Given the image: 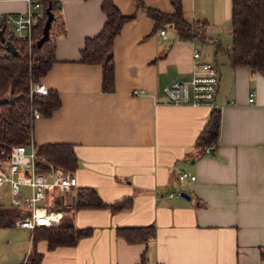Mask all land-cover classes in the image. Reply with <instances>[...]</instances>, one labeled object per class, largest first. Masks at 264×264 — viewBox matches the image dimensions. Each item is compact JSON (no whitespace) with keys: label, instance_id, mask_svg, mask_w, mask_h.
Masks as SVG:
<instances>
[{"label":"crops","instance_id":"crops-1","mask_svg":"<svg viewBox=\"0 0 264 264\" xmlns=\"http://www.w3.org/2000/svg\"><path fill=\"white\" fill-rule=\"evenodd\" d=\"M58 1L65 31L54 35L57 60L41 82L59 92L61 106L34 119L32 137L37 145H74L78 185L65 199L62 222L93 232L49 249L46 239L33 244L31 229L0 226V264H23L34 249L41 264H264V75L231 63L232 0H181L187 20L204 23L205 36H195L194 43L182 40L172 25L157 28L146 10L171 13V0H113L135 16L114 41L112 91L102 88L101 64L81 61L86 39L105 24L103 0ZM27 9L26 0H0V14ZM194 45L217 62L221 75L214 152L197 146L212 108L176 105L165 94L192 76ZM180 170L196 178L181 179ZM86 186L107 203L132 197V206L76 209L72 199ZM144 225L156 229L147 243L117 234L119 227ZM3 240L11 246L6 260Z\"/></svg>","mask_w":264,"mask_h":264},{"label":"trees","instance_id":"trees-1","mask_svg":"<svg viewBox=\"0 0 264 264\" xmlns=\"http://www.w3.org/2000/svg\"><path fill=\"white\" fill-rule=\"evenodd\" d=\"M45 17L38 21L34 32V43L12 38L17 54L7 50L6 44L0 41V147L12 144L28 143L33 135L35 110L41 115L50 116L61 106L60 94L50 88L47 94L32 92V85L40 82L57 60L54 54L56 41L54 35L64 32L62 6L58 0H42ZM174 11L162 12L153 7H146L148 14L155 20L156 27L169 24L176 28L182 40H190L200 33L196 22L188 21L183 13L181 0H171ZM102 10L106 21L101 31L88 37L81 50V61L102 65V88L112 91L115 88V61L113 46L116 36L123 25L135 14L126 15L113 0H103ZM48 11L53 20L50 38L41 47L38 39L48 18ZM59 25L57 27V23ZM204 26V23L201 22ZM232 46L228 49L233 66H248L251 70L264 75V0H232ZM221 110L212 108L208 122L197 139V146L202 149L215 146L219 139ZM40 154H44L56 164L73 171L78 166V157L74 145L67 142H46L38 145ZM133 198L125 197L113 203L105 202L93 187H79L72 199V206L82 208H110L113 211L132 206ZM56 205L67 208L65 199L58 196ZM17 214L0 210V226L14 225ZM92 228H77L71 223L40 226L33 230V244L40 239L48 241L49 249L60 245H72L79 239L90 236ZM117 234L129 242L147 243L156 234L154 225L136 227H119ZM42 254L36 249L29 255L25 264H41ZM144 259V256H143Z\"/></svg>","mask_w":264,"mask_h":264},{"label":"built area","instance_id":"built-area-1","mask_svg":"<svg viewBox=\"0 0 264 264\" xmlns=\"http://www.w3.org/2000/svg\"><path fill=\"white\" fill-rule=\"evenodd\" d=\"M25 12L0 14V31L11 37L34 43V32L38 21L45 17L42 0H26ZM198 27L203 26L197 23ZM163 38L166 30L161 29ZM195 38H192L194 43ZM0 41L1 35H0ZM220 70L217 62L205 58L199 47L193 48L192 76L174 82L165 89L173 104L216 107V96L220 84ZM44 83L35 82L32 92L47 94ZM255 100V91L250 92L249 101ZM41 115L35 110V118ZM181 179L196 176L190 171L180 170ZM78 185L75 172L56 164L38 151V145L30 138L28 143L0 147V208L18 209L14 224L34 230L40 226L59 225L64 217L63 208L56 205L58 196L71 197ZM172 195V194H171ZM25 264V263H23Z\"/></svg>","mask_w":264,"mask_h":264},{"label":"water","instance_id":"water-1","mask_svg":"<svg viewBox=\"0 0 264 264\" xmlns=\"http://www.w3.org/2000/svg\"><path fill=\"white\" fill-rule=\"evenodd\" d=\"M52 20H53V15H52V13H50L48 11V18L46 20V23H45V26L43 29V35L37 41L38 47H41L46 41L49 40ZM0 35H1V40L6 43L7 50L9 52H11L12 54H17L16 46H15L14 42L12 41L11 37L6 38V36L4 35V32L2 30L0 31ZM210 151L214 152V149L211 148ZM180 194H181V196L186 197L188 199L191 198V196L187 192L182 191ZM73 199H74V197H73Z\"/></svg>","mask_w":264,"mask_h":264},{"label":"rangeland","instance_id":"rangeland-1","mask_svg":"<svg viewBox=\"0 0 264 264\" xmlns=\"http://www.w3.org/2000/svg\"><path fill=\"white\" fill-rule=\"evenodd\" d=\"M58 25H59V22L57 23V27H58ZM199 28H200V30H199L200 33H198L197 37H199V38H204V36H205V35H204V32H203V31H204V30H203L204 28H203V26H201V27H199ZM230 40H231V37H230V36L227 37V41H226V39L224 40V43H223V44H224V48H225L226 46H228V45H227L228 43L230 44V42H231ZM4 43H5V42H4ZM5 44H6V43H5ZM224 52H225V51H224ZM221 58H222V57L220 56V57H219V60H220ZM68 210H72V209H68ZM28 232H30V231L28 230ZM2 244H3V246H2V247H3V248H2V251H3V252H2V253H3V257H2V258H3V260L9 259L10 257H12V253H10L11 251L8 253V250L11 248V246L7 245V243H6L5 240L2 241ZM16 250L19 251V249H15L14 251H16ZM21 251H22V250H21ZM27 256H28V255H27ZM26 258H27V257H25V260H26Z\"/></svg>","mask_w":264,"mask_h":264}]
</instances>
